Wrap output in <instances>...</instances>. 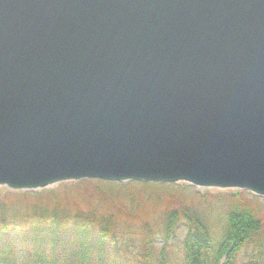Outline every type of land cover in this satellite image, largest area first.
I'll return each instance as SVG.
<instances>
[{"label": "water", "instance_id": "water-1", "mask_svg": "<svg viewBox=\"0 0 264 264\" xmlns=\"http://www.w3.org/2000/svg\"><path fill=\"white\" fill-rule=\"evenodd\" d=\"M86 179L264 198V0H0V187Z\"/></svg>", "mask_w": 264, "mask_h": 264}, {"label": "trees", "instance_id": "trees-1", "mask_svg": "<svg viewBox=\"0 0 264 264\" xmlns=\"http://www.w3.org/2000/svg\"><path fill=\"white\" fill-rule=\"evenodd\" d=\"M18 194L23 203L0 199V264H264V227L241 202L243 191L229 193L233 201L220 227H209L212 204L201 195L167 211L156 231L149 223L81 210L52 195L38 201L43 192ZM157 235L163 238L158 249ZM178 238V247L169 244Z\"/></svg>", "mask_w": 264, "mask_h": 264}, {"label": "rangeland", "instance_id": "rangeland-1", "mask_svg": "<svg viewBox=\"0 0 264 264\" xmlns=\"http://www.w3.org/2000/svg\"><path fill=\"white\" fill-rule=\"evenodd\" d=\"M108 182L110 181L87 179L60 183L49 190L33 193H46L38 201H41L47 195L49 197L52 195L53 198L61 203H69L71 206L81 210L97 209L102 213L118 214L130 224L149 223L155 231L163 228L167 211L198 202L201 195L204 196L205 201L212 204L208 208V213L212 218L209 220V227L212 228L213 225L220 227L221 225L219 224H222L221 214L227 210L228 204L233 201L229 194L233 191L200 189L186 184L178 185L159 182H136L150 183L146 185L136 184L135 181L126 183L110 182V184ZM113 183L121 185H112ZM243 192H246V194L239 197L241 202L255 212L264 227V198L254 196L248 191ZM18 193L24 192H13L6 187H0L1 200L9 202L21 201L23 203L24 198L20 199ZM36 199L27 198L26 200L32 201ZM218 218L220 219L216 224V219ZM159 237L161 236H156V239H158L157 245L154 247L156 249H158V243L163 241V238L159 239ZM178 241L179 238L169 244L173 245L175 243V247H178ZM237 264L241 263L237 261Z\"/></svg>", "mask_w": 264, "mask_h": 264}]
</instances>
